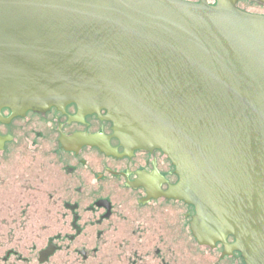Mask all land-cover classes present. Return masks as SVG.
Here are the masks:
<instances>
[{"label": "water", "instance_id": "1", "mask_svg": "<svg viewBox=\"0 0 264 264\" xmlns=\"http://www.w3.org/2000/svg\"><path fill=\"white\" fill-rule=\"evenodd\" d=\"M191 1L0 0V120L107 111L171 159L201 244L264 264V0Z\"/></svg>", "mask_w": 264, "mask_h": 264}, {"label": "flooded vegetation", "instance_id": "2", "mask_svg": "<svg viewBox=\"0 0 264 264\" xmlns=\"http://www.w3.org/2000/svg\"><path fill=\"white\" fill-rule=\"evenodd\" d=\"M1 114L0 163L11 166L5 157L13 147L30 150V157L20 154L14 163L28 165L21 181L44 186L59 208L39 253L56 249L41 264L62 251L73 257L70 264H246L241 252L221 242L198 241L196 207L167 196L180 181L171 159L160 149H135L115 137L107 111L70 104L14 118L8 108ZM5 168L0 166L4 178ZM235 241L227 238L228 245Z\"/></svg>", "mask_w": 264, "mask_h": 264}, {"label": "rangeland", "instance_id": "3", "mask_svg": "<svg viewBox=\"0 0 264 264\" xmlns=\"http://www.w3.org/2000/svg\"><path fill=\"white\" fill-rule=\"evenodd\" d=\"M10 151L4 157L11 166L0 163V166L6 167V178L2 177L3 172L0 173V264H41L39 251L50 241L59 208L54 202H50L44 186L34 188L35 185L25 186L21 181L27 175L25 171L28 165L25 167L22 163H14L24 155L26 158L30 157L28 153L32 154L31 151L16 147ZM185 248L189 247L183 244V249ZM10 253L11 256H7ZM12 253H18L25 261ZM72 258L62 251L45 264H70Z\"/></svg>", "mask_w": 264, "mask_h": 264}, {"label": "trees", "instance_id": "4", "mask_svg": "<svg viewBox=\"0 0 264 264\" xmlns=\"http://www.w3.org/2000/svg\"><path fill=\"white\" fill-rule=\"evenodd\" d=\"M13 255L18 256L19 254H18V253H15V254H13ZM7 256H9V255H7ZM19 256H20V255H19ZM20 259L25 261V258H23V257H21V256H20Z\"/></svg>", "mask_w": 264, "mask_h": 264}]
</instances>
